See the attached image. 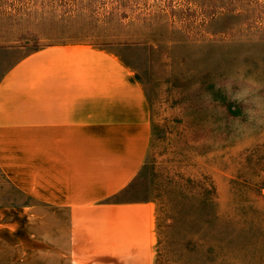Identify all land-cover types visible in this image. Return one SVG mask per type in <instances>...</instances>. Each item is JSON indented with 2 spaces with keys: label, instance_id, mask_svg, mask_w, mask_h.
<instances>
[{
  "label": "rangeland",
  "instance_id": "1",
  "mask_svg": "<svg viewBox=\"0 0 264 264\" xmlns=\"http://www.w3.org/2000/svg\"><path fill=\"white\" fill-rule=\"evenodd\" d=\"M67 40L111 51L145 89L128 197L152 204L155 264H264V0H0V73ZM0 147V217L24 218L25 162Z\"/></svg>",
  "mask_w": 264,
  "mask_h": 264
},
{
  "label": "crops",
  "instance_id": "2",
  "mask_svg": "<svg viewBox=\"0 0 264 264\" xmlns=\"http://www.w3.org/2000/svg\"><path fill=\"white\" fill-rule=\"evenodd\" d=\"M150 139L145 89L114 53L25 49L0 73V146L24 160L26 197L24 218L0 217V264H155L152 204L128 197Z\"/></svg>",
  "mask_w": 264,
  "mask_h": 264
}]
</instances>
